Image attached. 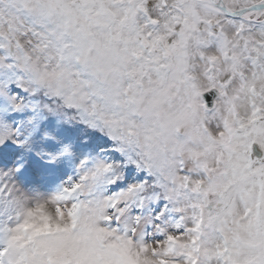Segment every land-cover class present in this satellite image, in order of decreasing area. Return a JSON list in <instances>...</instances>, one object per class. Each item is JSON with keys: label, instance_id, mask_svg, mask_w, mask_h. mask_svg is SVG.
I'll return each instance as SVG.
<instances>
[{"label": "snow or ice", "instance_id": "snow-or-ice-1", "mask_svg": "<svg viewBox=\"0 0 264 264\" xmlns=\"http://www.w3.org/2000/svg\"><path fill=\"white\" fill-rule=\"evenodd\" d=\"M0 264H264V0H0Z\"/></svg>", "mask_w": 264, "mask_h": 264}]
</instances>
